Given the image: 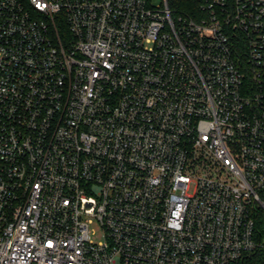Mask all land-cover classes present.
<instances>
[{"label":"built area","instance_id":"built-area-1","mask_svg":"<svg viewBox=\"0 0 264 264\" xmlns=\"http://www.w3.org/2000/svg\"><path fill=\"white\" fill-rule=\"evenodd\" d=\"M0 264H264V0H0Z\"/></svg>","mask_w":264,"mask_h":264},{"label":"rangeland","instance_id":"rangeland-1","mask_svg":"<svg viewBox=\"0 0 264 264\" xmlns=\"http://www.w3.org/2000/svg\"><path fill=\"white\" fill-rule=\"evenodd\" d=\"M99 237H100V232L96 234V236L94 237L96 240H99Z\"/></svg>","mask_w":264,"mask_h":264}]
</instances>
